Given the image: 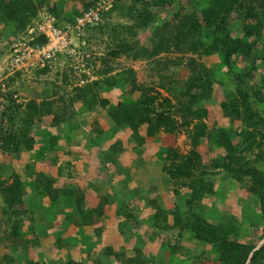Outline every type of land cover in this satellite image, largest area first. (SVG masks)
<instances>
[{
	"label": "rangeland",
	"instance_id": "obj_1",
	"mask_svg": "<svg viewBox=\"0 0 264 264\" xmlns=\"http://www.w3.org/2000/svg\"><path fill=\"white\" fill-rule=\"evenodd\" d=\"M4 1L0 264H220L219 250L207 239L224 225L235 228L230 238L240 246L261 243L264 215L249 191L250 178L239 182L212 163L225 155L217 143L220 129L236 143L243 139L242 119L226 115L231 108L223 106L237 95L236 81L244 93L260 97L251 106L264 118V29L252 50L253 66L236 53L230 70L220 51L193 48L198 41L212 43L206 29L200 37L181 35L183 17L194 10L189 0H30L36 12L23 28L9 19ZM90 9L98 20L74 37L78 57L9 72L12 45L41 16L62 27ZM254 21L232 11L228 28L233 37L253 42L243 27ZM234 73L244 74L237 79ZM194 74L213 81L210 97L195 107L200 117L186 110ZM146 96L152 102L142 124L133 129L115 122L113 113ZM159 114L173 126L157 124ZM198 122L207 125L208 137L193 147ZM257 130L264 134V125ZM239 147L264 172V141ZM190 152L197 157L188 175L172 176L175 163ZM198 179L211 186L199 199L191 187L200 185ZM13 182L24 193L22 202L9 206L1 192ZM65 216L74 224L68 232L61 226ZM193 226L209 234L197 235Z\"/></svg>",
	"mask_w": 264,
	"mask_h": 264
},
{
	"label": "trees",
	"instance_id": "obj_2",
	"mask_svg": "<svg viewBox=\"0 0 264 264\" xmlns=\"http://www.w3.org/2000/svg\"><path fill=\"white\" fill-rule=\"evenodd\" d=\"M250 1H252V3ZM189 2L192 4L194 10L189 16L185 15L183 17L179 25L181 35L185 36L187 33H192L200 37L202 32H204L203 29H206L204 35L206 37H212V43L208 47L205 46L202 41H198V45L194 43L195 45L193 44V48L201 47L207 53L220 51L223 53L226 66L230 70H232L234 64L233 55L242 53L249 58L252 67L254 56L252 50L255 43L258 41V35H260L264 29V0H189ZM1 7L7 9V16L9 19L14 22L15 26L20 28H23L28 18L34 16L36 12V7L30 0L24 2L6 0L2 2ZM257 8H260L261 12H258L256 10ZM232 11H242L246 18H254L255 21L251 25H245L243 27L244 33L247 36H254L253 42H247L240 37L235 38L231 35L228 28V18ZM243 74L234 73V77L239 79L243 77ZM235 83L237 95H235L233 101L229 100L228 103L223 102V106L225 111L229 110L227 107L231 108L229 114L226 113V115L235 116L236 118L240 117L242 119L245 124V128L241 133L243 139L241 143H236L233 141L235 137H232L226 130L220 129L217 143L223 147L225 155L223 158L214 159L215 161H213L212 166L213 168L224 169V171L230 173L232 177L239 182L244 176H248L251 180L249 191L258 198L259 208L264 215V172L256 165V161L244 158L240 153L242 150H240L239 147H260L264 141V134L257 130V128L264 125V118L260 117L258 112L253 111L251 106L254 99L259 101H261V99L257 94L255 96H250L248 93H244L240 85V79ZM188 84L187 89L189 90L190 103L186 105L187 113L200 117L202 114H200L195 107L200 99L210 97L213 81L209 77L204 79L202 76L194 74L189 78ZM194 87H196L199 92L195 94L191 93ZM151 102L152 98L146 96L143 100L129 106H122V108L112 114V117L117 124L129 125L131 128L135 129L144 121L142 115L143 110L150 112L147 105ZM203 112L204 111H202V113ZM204 114L205 113H203V115ZM156 121L157 124H163L167 128L173 126V122L164 114H159ZM206 129V124L202 122L196 123L195 129L191 135L193 147L199 144L200 138L208 137ZM152 131L149 132L152 133ZM8 138H10V136H7V138L4 137V140ZM23 138L25 139L24 136ZM18 144L19 143L16 144V147H18ZM196 157L197 154L195 152H190L187 156L181 157V161L175 163V167L173 166V171H171L170 174L175 177L179 175H188L190 169L194 165V159ZM258 158H260V156H258ZM198 183L200 184L198 186L197 184L196 186L191 184L193 197L197 199H199V195L203 194L205 190L210 192L211 189V186L207 183V185L204 184L202 179H198ZM1 193L5 197L6 203L9 206H13L22 202L24 190L20 182H13L9 186H2ZM207 227L210 228V225ZM215 228L219 229H215L216 231L214 230L207 240L214 244L219 250L220 264H245L255 245L240 246L235 240L231 239L230 236L235 231V228L231 226L224 225ZM193 229L197 235L201 232L202 234H209V231L206 229L203 231L198 226H193ZM198 237L204 240L202 236ZM263 256L264 243L253 252L250 264H258Z\"/></svg>",
	"mask_w": 264,
	"mask_h": 264
},
{
	"label": "built area",
	"instance_id": "obj_3",
	"mask_svg": "<svg viewBox=\"0 0 264 264\" xmlns=\"http://www.w3.org/2000/svg\"><path fill=\"white\" fill-rule=\"evenodd\" d=\"M92 20H98V13L93 9L62 27L50 15L41 16L35 26L12 45L7 57L9 72L33 67L39 62L44 65L45 62L51 63L60 58L78 57L79 51L76 50L73 39L78 38L86 22Z\"/></svg>",
	"mask_w": 264,
	"mask_h": 264
},
{
	"label": "crops",
	"instance_id": "obj_4",
	"mask_svg": "<svg viewBox=\"0 0 264 264\" xmlns=\"http://www.w3.org/2000/svg\"><path fill=\"white\" fill-rule=\"evenodd\" d=\"M64 218H65V221L63 220V221L61 222L62 224H61L60 222H59V223H55V224H57V226L61 224V226H65V229H67V227H68V228L70 227L69 229H67V231L65 230L66 232L70 231L71 227L74 229V224L71 223L68 219H66V216H65ZM64 218H63V219H64ZM53 225H54V224H53ZM61 226H60V227H61ZM60 227H59V228H60ZM61 232H63V231L61 230Z\"/></svg>",
	"mask_w": 264,
	"mask_h": 264
},
{
	"label": "water",
	"instance_id": "obj_5",
	"mask_svg": "<svg viewBox=\"0 0 264 264\" xmlns=\"http://www.w3.org/2000/svg\"><path fill=\"white\" fill-rule=\"evenodd\" d=\"M263 243H264V238H263V240L261 241V243H260L258 246H256V247L250 252V254H249V256H248V258H247L245 264H250V263H251V258H252L253 252H254L256 249L260 248V246H261Z\"/></svg>",
	"mask_w": 264,
	"mask_h": 264
}]
</instances>
